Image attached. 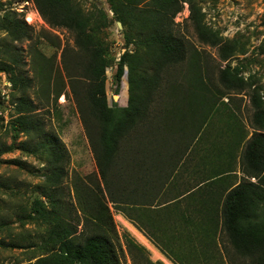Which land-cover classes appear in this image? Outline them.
Wrapping results in <instances>:
<instances>
[{
  "label": "trees",
  "instance_id": "trees-1",
  "mask_svg": "<svg viewBox=\"0 0 264 264\" xmlns=\"http://www.w3.org/2000/svg\"><path fill=\"white\" fill-rule=\"evenodd\" d=\"M34 2L50 25L76 32L78 49L64 48L63 68L90 138L105 193L100 186L96 190L84 183L80 189L84 193L78 196L85 198L82 202L85 225L92 230L75 238L70 223H64L63 207L55 191L45 195L52 209L46 206L45 198L34 199L29 218L49 222L57 218L46 231L47 242L57 247L49 248L48 254L33 264H120L109 234L116 230L105 195L108 202L118 205L120 211L154 241H162L157 233L164 232L162 226L168 225L180 234H202L205 243L212 240L211 244L219 231V235L222 232L227 235L237 254L248 258L246 264H264V99L254 90L251 101L256 130L248 139L245 128L233 114L228 115L225 126L218 127L217 131L206 129L208 125L223 122L222 116L213 117L215 112L221 115L217 101L223 92L218 90V96L205 79L187 75L182 82L164 80L170 75L169 68L187 60L186 42L174 34L172 27V19L180 11L182 0H109L114 17L125 26V51L114 79L119 93L127 70L129 101L126 106L108 102L106 47L96 34L98 29L89 27L81 8L72 0ZM190 7V19L199 38L205 43L217 44L220 36L204 23L200 7L195 3ZM26 28L23 19L8 18L6 29L14 40L25 37ZM132 45L135 49L130 51ZM237 49L232 43L223 44V59H229ZM8 53L12 55V62H1L0 70L10 73L13 88L22 93L16 104L20 114L16 125L30 138L40 137L34 139L38 144L36 150L48 158L47 181L58 185L65 175V151L55 137L44 131L43 120L35 112L36 104L25 95L33 80L26 74L19 49L11 48ZM200 58L193 56L195 68L201 69ZM220 81L226 91L238 90L246 84L239 66L232 68L230 64L220 70ZM8 149L2 148L0 152ZM237 166L244 174L238 183ZM189 172L192 175L189 184L179 182ZM252 177L256 180L252 181ZM153 181L158 184L155 188L174 186L177 192L197 187L198 199L183 210L169 209L170 212L162 211L164 214L157 220L146 219L151 216L145 215L139 205H144L140 201L146 199L149 191L146 186ZM196 192H191L190 198H194ZM80 239L81 242H76ZM193 239L196 238H186ZM126 245L134 264H164L153 261L146 247L133 238L127 236ZM208 247L196 245L195 249L206 252ZM168 248L170 252H164L165 255L169 257L172 253L171 258L176 260L191 262L194 259L192 262H196L197 257H190L201 255L181 253L180 246ZM208 256L202 253L203 258Z\"/></svg>",
  "mask_w": 264,
  "mask_h": 264
},
{
  "label": "rangeland",
  "instance_id": "rangeland-1",
  "mask_svg": "<svg viewBox=\"0 0 264 264\" xmlns=\"http://www.w3.org/2000/svg\"><path fill=\"white\" fill-rule=\"evenodd\" d=\"M72 2L81 8L84 17L89 20V27L97 28L96 34L104 41L109 59L106 69L109 104L126 106L129 101L127 70L121 79L119 93L116 92L114 79L121 54L125 51V26H119L109 0ZM191 3L200 7L204 23L219 34L217 44L205 43L199 38L190 19ZM181 4L180 11L172 19V27L174 34L186 42L187 60L169 68L170 77L166 75L168 78L164 77V80L182 82L187 75L205 79L218 96V90L223 92L217 101L221 115L213 114L215 119L222 116L223 122L208 125L206 129L215 128L217 131L218 127L225 126L228 115L233 114L245 128L249 139L256 130L253 125L255 108L251 101L254 90H258L264 99V0H182ZM11 16L21 18L27 24L26 35L22 39L14 40L6 29ZM75 39V31L50 25L39 13L34 0H0V63H11L12 55L8 50L19 49L26 74L33 80L25 95L36 104L35 112L43 120L44 131L55 137L65 151V175L58 185H52L47 181L48 158L36 150V140L40 137L30 138L16 125V118L20 115L16 111V104L22 93L13 88L10 73L0 70V150L9 148L6 152H0V264H33L39 257L47 255L49 248L57 247L46 239V231L57 222V218H53L52 222L29 218L34 199L45 198L46 206L52 209L45 195L55 191L63 207L64 223H70L75 230V238L92 230L85 225L86 212L82 203L85 198L78 196L80 189L85 183L96 190L100 186L105 193L90 138L63 68V50H77ZM225 43L238 47L226 60L221 54V47ZM129 49L132 51L135 47L132 45ZM193 56L202 57L201 69L193 66ZM229 64L232 68L239 66L240 75L245 78L246 84L238 90L226 91L220 81V70ZM195 72L198 74L193 75ZM239 169L237 166L236 172ZM238 173L242 174L240 171ZM104 198L115 223L116 231L109 234L120 264H134L126 245L127 236L145 246L153 261L164 264L248 263V258L237 254L230 246L227 235L223 232L219 235V231L212 244V240L204 244L209 246V251L202 250V253L208 254V258L191 256L197 257L196 262H192L194 259L191 262L172 259L174 254L168 257L158 252L159 246H155L152 238L126 218L118 205L108 202L106 195ZM79 241L81 239L76 242ZM186 248L190 250V246Z\"/></svg>",
  "mask_w": 264,
  "mask_h": 264
},
{
  "label": "crops",
  "instance_id": "crops-1",
  "mask_svg": "<svg viewBox=\"0 0 264 264\" xmlns=\"http://www.w3.org/2000/svg\"><path fill=\"white\" fill-rule=\"evenodd\" d=\"M238 171H240L242 173V171L239 169ZM238 171L236 172L238 175V181L237 183L241 180L242 176L244 175L243 173L240 175L238 173ZM192 178L191 173L189 172L188 176H185V178H183V181H179L181 183H185V185H188L190 180ZM252 181H255V178H250ZM255 179V180H253ZM156 181H153L150 183V185L147 184L146 188L147 190V195H146V199L144 198L142 201L144 205H139V207L141 209H143V213L146 215L148 214L151 217H146V219L148 218H152L153 220H157L159 219V215H163L164 212L162 211H166L168 210V212H170L169 209H172L173 211L175 209H180L183 210V208L188 204V203H192L197 201L198 199V192L195 191V189L197 187H195L194 189L190 190V191H183L185 188L182 189H178V192L176 189H174L172 186H166L164 185L162 189H159L158 187L155 188ZM236 183V184H237ZM168 187V188H167ZM167 188V190H166ZM196 192L195 197L194 198H190V193L191 192ZM202 191H199V193ZM181 194L178 198L176 199H172L173 197H175L176 195ZM160 200V201H159ZM165 200H168L167 202H163ZM178 200V202H176ZM162 202V203H161ZM141 204V203H138ZM163 207L165 209H163ZM139 210V214H141ZM163 213V214H162ZM127 218V217H126ZM162 230L164 232H159L158 231V236L162 239V241L158 240V241H154L155 246H159V249L157 247V251L160 253H164V252H170V249L168 248V246H180L181 249V253L184 254H192V253H200L202 255V251L201 249H195L196 245L201 246L203 244H206L204 239H202L201 237L202 234H193V235H189L186 233L180 234L178 232H176L173 228H171L170 225L168 226H162ZM145 237V236H144ZM188 237H195L196 239H193L192 241L190 240H186V238ZM147 239V237H145ZM183 240V241H181ZM187 246H190V250H187ZM165 254V253H164Z\"/></svg>",
  "mask_w": 264,
  "mask_h": 264
},
{
  "label": "water",
  "instance_id": "water-1",
  "mask_svg": "<svg viewBox=\"0 0 264 264\" xmlns=\"http://www.w3.org/2000/svg\"><path fill=\"white\" fill-rule=\"evenodd\" d=\"M118 23H119V26L121 27L122 26V23L120 21H118Z\"/></svg>",
  "mask_w": 264,
  "mask_h": 264
},
{
  "label": "bare ground",
  "instance_id": "bare-ground-1",
  "mask_svg": "<svg viewBox=\"0 0 264 264\" xmlns=\"http://www.w3.org/2000/svg\"><path fill=\"white\" fill-rule=\"evenodd\" d=\"M29 19H31V17H28Z\"/></svg>",
  "mask_w": 264,
  "mask_h": 264
},
{
  "label": "built area",
  "instance_id": "built-area-1",
  "mask_svg": "<svg viewBox=\"0 0 264 264\" xmlns=\"http://www.w3.org/2000/svg\"><path fill=\"white\" fill-rule=\"evenodd\" d=\"M10 85H11V83H10Z\"/></svg>",
  "mask_w": 264,
  "mask_h": 264
}]
</instances>
